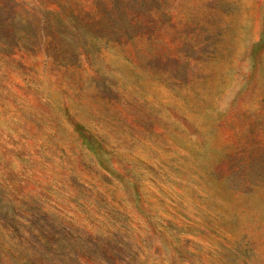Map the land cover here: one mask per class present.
I'll use <instances>...</instances> for the list:
<instances>
[{
    "label": "rangeland",
    "instance_id": "obj_1",
    "mask_svg": "<svg viewBox=\"0 0 264 264\" xmlns=\"http://www.w3.org/2000/svg\"><path fill=\"white\" fill-rule=\"evenodd\" d=\"M0 264H264V0H0Z\"/></svg>",
    "mask_w": 264,
    "mask_h": 264
}]
</instances>
